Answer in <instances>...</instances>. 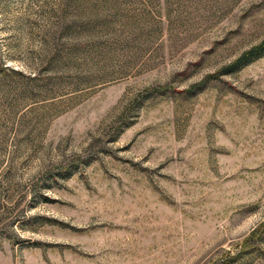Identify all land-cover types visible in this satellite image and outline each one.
Masks as SVG:
<instances>
[{
    "label": "rangeland",
    "instance_id": "374dc122",
    "mask_svg": "<svg viewBox=\"0 0 264 264\" xmlns=\"http://www.w3.org/2000/svg\"><path fill=\"white\" fill-rule=\"evenodd\" d=\"M264 0H0V264H264Z\"/></svg>",
    "mask_w": 264,
    "mask_h": 264
},
{
    "label": "trees",
    "instance_id": "16d2710c",
    "mask_svg": "<svg viewBox=\"0 0 264 264\" xmlns=\"http://www.w3.org/2000/svg\"><path fill=\"white\" fill-rule=\"evenodd\" d=\"M264 53V40L257 46L252 47L251 49L245 51L242 53L227 69L230 70L231 68H234L236 66H244L255 59H257L260 54Z\"/></svg>",
    "mask_w": 264,
    "mask_h": 264
}]
</instances>
